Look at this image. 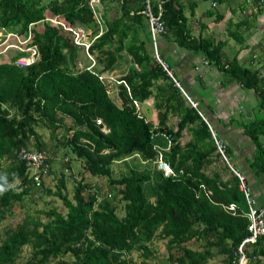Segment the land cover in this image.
Returning <instances> with one entry per match:
<instances>
[{"label": "trees", "instance_id": "obj_1", "mask_svg": "<svg viewBox=\"0 0 264 264\" xmlns=\"http://www.w3.org/2000/svg\"><path fill=\"white\" fill-rule=\"evenodd\" d=\"M89 1L0 0V33L15 26L18 35L29 32L27 46L34 51L28 66H15L11 62L16 58L0 64V186L7 188L0 194V219L25 198L34 202L51 196L65 208L64 214L54 208L33 213L26 209L20 223L0 229V264H135L132 253L141 258L139 264H148L152 256L148 245L155 237L164 242L167 253L160 264H208L217 257L219 264H234V252L248 234L243 195L232 174L223 181L217 173H205L217 160L209 133L197 108L190 107L153 61L148 31H143L141 0H99L106 9L118 11L114 18L103 16L99 35ZM251 1L250 18L234 24L246 32L258 17L264 21V0ZM151 2L155 9L157 4ZM174 2H159L165 33L243 89L252 90L257 109L264 111V75L241 65L236 54L224 59L226 40L179 34L185 19ZM46 11L53 23L45 21ZM221 19L214 16L215 22ZM39 22V31L29 27ZM77 26L96 36L86 54L98 64L97 72L81 66L78 55L83 47L74 42L72 33ZM237 29H228L227 36L240 49L245 39ZM122 52L130 62L125 74L113 81L99 80L100 74L114 68ZM107 85L115 88L119 105L109 98ZM148 98L153 99V116L145 120L140 106ZM172 118L176 121L169 124ZM65 120L70 122L67 128ZM60 127L62 134L57 132ZM242 128L254 147L249 168L257 178L264 175V115ZM38 129L47 131L49 141ZM185 133L190 139L181 144ZM60 147L89 176L104 178L114 194L100 196L90 184L73 180L68 200L62 172L54 191L41 180L36 186L17 158L19 151L44 153L40 170L51 175L50 163ZM62 157L61 168L69 171L70 158L65 152ZM132 158L136 165H125L124 174L112 176V163ZM158 158L170 168V175L157 169ZM230 204L236 207L233 215L222 208ZM243 251L248 264H264V236L244 244Z\"/></svg>", "mask_w": 264, "mask_h": 264}, {"label": "crops", "instance_id": "obj_2", "mask_svg": "<svg viewBox=\"0 0 264 264\" xmlns=\"http://www.w3.org/2000/svg\"><path fill=\"white\" fill-rule=\"evenodd\" d=\"M175 1L173 7L175 9L180 7L185 19L179 24V30L177 31L179 34L184 31L189 33L193 38L204 37L212 38L215 41L226 40L225 46L228 45L230 40L227 36L228 31L237 29L234 24L239 21L236 20L237 18H234L236 13L232 8H226L225 6L222 11H214V15L209 16L207 11L195 12L197 2L200 0ZM213 1L215 6L220 4L226 5V0H221L220 3H217L215 0ZM154 2L155 4H159L160 0H154ZM90 6L97 24L96 35H99L104 30L103 16L111 19L118 15V11L109 9L108 6L106 9V4L99 0H92ZM114 8L118 10L116 6ZM252 12L253 10H250L249 13L252 14ZM216 14L222 16V19L218 22L214 20ZM229 21L231 24H228ZM143 24V31L146 34L148 31L146 20H144ZM76 28L89 35L90 40L88 44L96 38L95 35H92L90 29L83 26H77ZM237 31L243 33L242 28L237 29ZM250 31L244 32L243 37L245 41L242 48L239 49V45L231 46L227 53L222 49L224 59L229 60L236 54L235 58L241 65L250 67L252 70H258L260 76H263L264 48L254 53L256 41L248 39ZM156 44L160 57L169 66L174 82L178 84L181 91L190 101L195 104L201 116L209 122L212 128L225 141L227 153L231 160L230 163H232L236 171L245 177L253 198L260 205L264 191V175H260L257 178L253 176L249 163L253 158L254 147L242 132L244 124L264 115V111L258 110L256 107L258 102L257 97L252 90L243 89L240 84L229 79L227 75L220 72L216 67L208 64L198 53L178 46L174 40V36L170 32L160 35L157 38ZM119 55L121 56L115 63L114 68L109 72L103 73L113 80L125 74L127 68L130 66L129 57L124 52ZM120 60L127 61L126 66H123L122 69L120 68ZM112 89L116 97L115 88L112 87ZM146 102L151 108L153 99L148 98ZM115 104L117 105V103ZM174 121H176V118L170 119L169 124H173ZM189 139L190 136L185 133L180 139V143L184 144ZM214 164L205 169L206 174L216 173L211 172V167ZM218 175L220 176V174ZM228 176L225 179L220 177L224 181Z\"/></svg>", "mask_w": 264, "mask_h": 264}, {"label": "rangeland", "instance_id": "obj_3", "mask_svg": "<svg viewBox=\"0 0 264 264\" xmlns=\"http://www.w3.org/2000/svg\"><path fill=\"white\" fill-rule=\"evenodd\" d=\"M50 0H40L41 4H46ZM226 5L220 4L216 5L214 4L213 0H200L197 2V8L195 10L196 13L203 12V11H212V12H220L222 11L225 6L226 8H232L236 15H234V18H237L236 20L240 21L244 17L250 18L251 13L250 10H253L254 12V5L251 0H226ZM213 4V6H212ZM252 12V13H253ZM45 21L47 23H53L51 15L46 11L44 13ZM33 30L39 31L42 28L41 23H37L35 25L29 26ZM18 27H9L5 29L2 33H0V64L1 63H9L10 59L12 58H23L26 54L28 56L31 54L30 51L33 49L31 47H28V43H30V37L31 35L29 32H26L22 35L17 34ZM249 32V38L252 41H256V45L254 47V53L258 52L261 48H264V21L262 17H258V20L255 23V27L250 29ZM243 31V30H242ZM245 31H243V35ZM80 37L77 41H79L82 45L89 42V35L83 32L82 30L79 31ZM229 45V46H228ZM228 45H226L223 48L224 52H229V48L231 46H235L236 44L232 39L229 40ZM79 60L81 61V66L85 67L87 69H90L91 71L97 72L98 71V64L92 57L87 56L85 53V50L80 51L78 55ZM127 61L126 60H120V68L122 69L123 66H126ZM253 68V67H252ZM106 75V74H103ZM108 89V96L109 98L117 103L119 105L118 99L115 97V92L112 89V86L109 87L107 85ZM174 123V122H173ZM63 125L67 128L70 126V122L65 120L63 122ZM62 127L57 131L58 134H62ZM39 133L42 134L43 139L46 141L48 140V133L44 129H38ZM65 152L67 153V157L70 158V169L69 171H63V168H61V163L64 161V158H61V154ZM216 157V156H215ZM217 158V157H216ZM230 159V158H229ZM231 162V160H230ZM137 162L132 159H126L119 162H114L111 164V170H112V176L113 177H119L121 174H124L126 172V166H133L136 165ZM232 164V163H231ZM50 167L52 168V174L46 175L47 172L43 171L41 174V182L44 187L49 188L51 191L55 190V185L58 181V173L62 172L65 176V189L63 190V193L66 195L68 200H71L72 194H73V188L74 183L73 180H82L83 183L90 184L93 188H95L100 196H104L105 194L113 195L114 191L112 188H109L106 185V181L104 178L100 177H91L87 173H85L81 167V163L73 158V155L70 154L68 151L64 150V148L57 149L56 156L51 160ZM216 172L220 174V176L225 179L230 172L226 168V166L217 158L215 161V164L211 167V172ZM69 174V176H68ZM245 178V177H244ZM34 199V198H33ZM54 208L57 212L64 214L65 208L63 207L62 203L55 197H46L42 196V198H37L35 201H30L28 198H25L23 203L20 204H13L12 208L10 210V213L6 214L2 219H0V229L3 230L4 228L12 227L17 223H20L22 218L24 217V211L28 209V213H33L34 210L36 211H43ZM121 208L120 205H117V215L121 216ZM42 221H45V219L41 218ZM197 245H194L196 247ZM150 252L152 253V256L150 259L147 260L148 264H160L165 261V258L167 256V253L164 249V242L160 240L159 238L155 237L151 241V243L148 245ZM26 251V250H25ZM24 251V255H26V252ZM131 257L135 264H139L141 258L138 256L137 253H132ZM220 258H215L214 260H211L208 262V264H219Z\"/></svg>", "mask_w": 264, "mask_h": 264}, {"label": "built area", "instance_id": "obj_4", "mask_svg": "<svg viewBox=\"0 0 264 264\" xmlns=\"http://www.w3.org/2000/svg\"><path fill=\"white\" fill-rule=\"evenodd\" d=\"M91 2L92 0L89 1V4H91ZM141 5H142V10L140 11V14H142L146 19L152 59L155 62V64L158 65L160 69L166 74V76L173 81L174 85L177 88H179L178 84L174 82L172 78L168 64L160 57V54L158 52V47L156 44L157 38L165 33V25L162 20V14H163L162 8L160 4H157L155 6V9H153L151 0H141ZM72 33L74 34V42L76 44L81 45L86 53L89 44L86 43L82 45L79 41H77L80 37V33L77 28L72 30ZM30 52L31 54L29 56L23 58H17L13 60L11 63L19 68L28 66L32 62L33 54H34L33 50ZM98 79L101 81L106 79L113 81L112 78L107 77L103 74H100L98 76ZM180 92L182 93L184 99L190 105V107L196 109L195 104L190 101V99L181 91V89ZM196 112L198 116L201 118L202 122L205 124L206 129L209 133V137L214 149V155L226 166L230 174L236 177L238 181V189L243 195L244 202L246 205V212L244 213V216L248 220V225H247L248 234L241 241L236 251L234 252V257H235L234 264H248L247 258L243 251V245L247 243H254L256 239L264 236V205L260 206L257 204L256 200L253 198L250 192V189L246 183L244 176L240 174L238 171H236V169H234V167L230 163V159L227 153V145L225 141L218 135V133L212 128L209 122L203 116H201V114L197 110ZM17 158L20 161L24 162L26 169H28L30 175L33 176V180L35 182V185L37 186L40 180L39 172L41 171L40 169L43 166V162L45 158L44 153L20 150L17 155ZM156 167L157 169L161 170L164 173V175L171 174L170 168L165 163H163L160 160V158H158L156 161ZM222 208L225 212L230 213L232 215L234 214L236 209V207L233 204L222 206Z\"/></svg>", "mask_w": 264, "mask_h": 264}, {"label": "water", "instance_id": "obj_5", "mask_svg": "<svg viewBox=\"0 0 264 264\" xmlns=\"http://www.w3.org/2000/svg\"><path fill=\"white\" fill-rule=\"evenodd\" d=\"M140 110L143 113L145 120H150L153 116L152 110L147 102H144L140 106Z\"/></svg>", "mask_w": 264, "mask_h": 264}, {"label": "clouds", "instance_id": "obj_6", "mask_svg": "<svg viewBox=\"0 0 264 264\" xmlns=\"http://www.w3.org/2000/svg\"><path fill=\"white\" fill-rule=\"evenodd\" d=\"M5 191H7V188L0 186V194L4 193Z\"/></svg>", "mask_w": 264, "mask_h": 264}]
</instances>
